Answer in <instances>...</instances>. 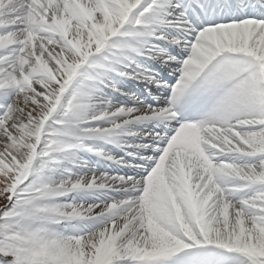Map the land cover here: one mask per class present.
Masks as SVG:
<instances>
[{
  "label": "snow or ice",
  "instance_id": "1",
  "mask_svg": "<svg viewBox=\"0 0 264 264\" xmlns=\"http://www.w3.org/2000/svg\"><path fill=\"white\" fill-rule=\"evenodd\" d=\"M0 264H264V0H0Z\"/></svg>",
  "mask_w": 264,
  "mask_h": 264
},
{
  "label": "bare ground",
  "instance_id": "2",
  "mask_svg": "<svg viewBox=\"0 0 264 264\" xmlns=\"http://www.w3.org/2000/svg\"><path fill=\"white\" fill-rule=\"evenodd\" d=\"M4 202L2 200H0V205H2Z\"/></svg>",
  "mask_w": 264,
  "mask_h": 264
}]
</instances>
